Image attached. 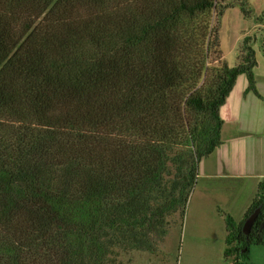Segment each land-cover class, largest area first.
Returning <instances> with one entry per match:
<instances>
[{
  "label": "trees",
  "instance_id": "1",
  "mask_svg": "<svg viewBox=\"0 0 264 264\" xmlns=\"http://www.w3.org/2000/svg\"><path fill=\"white\" fill-rule=\"evenodd\" d=\"M247 5L0 0V264H112L116 250H151L165 216L181 227L236 77L259 97L254 37L232 67L219 50L223 11L248 19ZM253 19L264 25V9ZM220 215L223 257L246 264L264 243V183L240 222Z\"/></svg>",
  "mask_w": 264,
  "mask_h": 264
},
{
  "label": "crops",
  "instance_id": "2",
  "mask_svg": "<svg viewBox=\"0 0 264 264\" xmlns=\"http://www.w3.org/2000/svg\"><path fill=\"white\" fill-rule=\"evenodd\" d=\"M249 21L247 33L258 29L264 45V25ZM252 48L254 57L264 58L256 42ZM253 77L259 97L244 93L246 79L238 75L218 110L220 144L198 162L181 223L186 240L210 242L222 262L226 232L220 213L240 222L257 184L264 183V61L253 68ZM259 247L264 248V243Z\"/></svg>",
  "mask_w": 264,
  "mask_h": 264
},
{
  "label": "rangeland",
  "instance_id": "3",
  "mask_svg": "<svg viewBox=\"0 0 264 264\" xmlns=\"http://www.w3.org/2000/svg\"><path fill=\"white\" fill-rule=\"evenodd\" d=\"M230 1L232 0H224L225 3ZM245 1L251 11V17L248 20L242 17L237 6L225 9L220 18L219 50L228 67H232L237 63L238 48L244 36L254 37V41L262 51L258 29L248 33L247 29L251 23L249 20L254 21L253 17L258 16L261 12L263 0ZM260 61H264V58L258 59V57H255L257 66ZM209 65L216 66V62H209ZM172 170L170 166V170L163 175V186L161 187L164 193L169 191L171 180H174ZM161 226L163 234L153 237L151 250H116L112 256H109L113 261L112 264H230L231 258L225 259L223 257L224 261H220L217 248L211 245L210 242L200 243L199 240L194 242L186 240L180 227L178 214L165 216L162 219ZM248 251L246 264H264L263 247L250 246Z\"/></svg>",
  "mask_w": 264,
  "mask_h": 264
},
{
  "label": "water",
  "instance_id": "4",
  "mask_svg": "<svg viewBox=\"0 0 264 264\" xmlns=\"http://www.w3.org/2000/svg\"><path fill=\"white\" fill-rule=\"evenodd\" d=\"M254 217H255V212H253L252 214H250V215L246 218V220L243 222L242 227H241L242 232H244V233H248L249 228H250V226H251V224H252V221H253Z\"/></svg>",
  "mask_w": 264,
  "mask_h": 264
}]
</instances>
